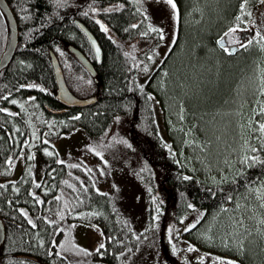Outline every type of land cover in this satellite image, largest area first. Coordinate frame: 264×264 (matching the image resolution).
Returning a JSON list of instances; mask_svg holds the SVG:
<instances>
[{
	"label": "trees",
	"instance_id": "trees-1",
	"mask_svg": "<svg viewBox=\"0 0 264 264\" xmlns=\"http://www.w3.org/2000/svg\"><path fill=\"white\" fill-rule=\"evenodd\" d=\"M6 1L16 20L18 45L0 72V175L26 146H34L42 159V180L35 182L28 160L18 179L0 183V218L5 227L0 264H81L78 247L72 246L66 229L74 220L95 223L102 230L103 247L88 253L91 260L129 264L155 224L162 247V239L186 212L198 209L205 215L264 178V136H249L242 106L240 114L233 110L240 97H246L248 91L242 95V89L255 74L259 78L256 83H264V51L254 41L242 44L236 52L217 44L218 37L231 30L237 20L241 0H174L175 39L145 80L142 77L150 46L132 50L127 45L150 35L159 36L158 31L150 30L156 28L136 0ZM260 1L242 0V6ZM76 20L96 37L102 50L100 61ZM6 38L7 25L0 11V54ZM69 43L93 63L97 82L67 49ZM50 51L59 62L67 58L70 68L81 69L91 78L94 103L65 107L58 101ZM60 65L67 82L68 71ZM159 73L165 74L163 80L156 78ZM152 79L154 87L150 86ZM151 94L161 104L164 135ZM179 107L186 116L183 123L180 117L177 120ZM222 113L229 115L230 125L223 136L211 131L214 119ZM169 117L177 120L181 131L167 128L165 118ZM76 128H82L91 139L111 140L125 152L127 163L135 160L133 174L142 183L147 202L142 229H135L130 213L121 207L115 194L96 189L93 173L85 164L59 160L50 140ZM185 130L198 134L208 152L221 141L223 148L215 151L213 159L222 162L224 158H236V172L219 183L201 178L203 164L196 168L190 160L187 165L181 159ZM200 226L206 227L201 223L197 229ZM259 228L244 232L239 246L216 238L202 242L240 264H264V223ZM170 251L169 245L165 252ZM166 263L174 264L172 258Z\"/></svg>",
	"mask_w": 264,
	"mask_h": 264
},
{
	"label": "rangeland",
	"instance_id": "rangeland-1",
	"mask_svg": "<svg viewBox=\"0 0 264 264\" xmlns=\"http://www.w3.org/2000/svg\"><path fill=\"white\" fill-rule=\"evenodd\" d=\"M136 1L144 9L152 26L159 30V37L150 35L133 42L131 45H127L132 50H140L144 46H150V49H152L149 52L150 59L146 65L147 71L142 77L145 80L160 65L175 39L177 9L174 11L166 0ZM263 7L264 3L261 1L243 5L242 33H238L242 35V43L254 41L260 45L261 50L263 49L262 51H264V40L261 39V37H264ZM239 25H241V21L236 20L232 28L237 29ZM252 28L254 33L248 35L249 30ZM161 34L163 39H161ZM60 63L68 71L67 83L74 90L75 95L80 98L88 96L92 89L91 78L84 75L81 69L70 68L67 58L60 60ZM256 75L242 89V95H245L244 91H248L246 92V97H240V102L237 101L234 104L233 110L240 114L239 106H242L241 110L245 117L243 119L244 129L250 132L249 136L255 133L253 138L258 139L264 136V130L261 129V125H264V83L261 85L256 83L258 80V78H255ZM156 78L163 80L165 74L159 73ZM155 85L156 82L154 83L152 79L150 86L154 87ZM250 87L251 91L249 92ZM151 96L156 119L164 135L166 129L163 122L164 116L161 104L155 94H151ZM176 113H179L177 120L180 117L179 121L183 123L182 121L186 119L183 108L179 107ZM225 114L227 113H222L223 116L219 115L220 117L214 119V126L211 127L212 133L219 131L221 136L227 135L226 132L230 129V125L228 123L229 115L224 116ZM177 120L174 121V118L170 119V117L165 118L167 128L174 127L181 131L182 126ZM246 121H248V126ZM237 123L238 121L236 120ZM219 125L221 126L218 127ZM195 131L197 132V130ZM182 133L181 159L187 165L189 163L188 160H190L191 163L195 164L196 168L203 164L204 168H200L201 178L210 183H219L223 180H228L236 172L235 169L236 167L238 168L236 158H224L222 162L213 159V156L217 153L215 151L218 148L220 150L223 148L221 141L220 144L214 145L211 151L213 153L210 154L211 152H208L202 146L203 142L198 138V134L193 135L190 130H185ZM50 142L55 148L60 161L70 164L77 162L85 164L93 173L92 177L95 180L96 189L100 192H111L116 195L121 207L130 213L129 215L137 231L144 227L147 219V202L145 189L139 178L133 174V168L136 164L135 160L127 163L124 156L125 152H121L122 149H117L116 144H112L111 140L106 143L105 139H91L82 128H76L70 132H62L52 138ZM127 145L129 146V144ZM121 146L125 147L126 144H121ZM250 146L249 144L247 145V147ZM205 155L209 156L206 157ZM29 157L32 158L30 159ZM209 159L211 162L205 167ZM28 160L35 182H40L42 180V159L36 147L26 146L22 154L9 162L5 172L0 175V183L18 179L25 170ZM219 163L223 164L220 165ZM199 222L200 224L204 223L206 227L200 226L197 229L200 225ZM263 223L264 178L260 179L253 187L237 193L231 201L222 204L219 208L207 211L205 215L203 211L198 209L186 212L180 223L170 228L169 233L162 239L164 244L162 247H159L161 239L159 232L156 231L157 224H155L144 241L143 247L136 256L130 259L129 264H167L166 262L170 258L173 259L174 264H225L228 261H231L232 264H240L234 257L220 254L219 250L212 249L209 244L205 246L202 241L210 242L216 238L227 244L239 246V241H242L244 232L254 229L258 230ZM191 225L195 226L190 227ZM66 229H69V235L71 241H73L72 246L78 247V256L82 258L81 264H106L101 260L93 261L89 256L91 252L97 250L101 244H104V235L97 224L74 220L66 226ZM185 229L188 230L186 231ZM196 235L198 238H192V236ZM169 245L171 251L167 254L165 248ZM190 248L192 250H189Z\"/></svg>",
	"mask_w": 264,
	"mask_h": 264
},
{
	"label": "water",
	"instance_id": "water-1",
	"mask_svg": "<svg viewBox=\"0 0 264 264\" xmlns=\"http://www.w3.org/2000/svg\"><path fill=\"white\" fill-rule=\"evenodd\" d=\"M0 11L2 12L6 23H7V38L5 42V47L0 54V72L4 68L7 67L9 62L11 61L16 47H17V41H18V31H17V24L14 17V14L12 13L8 3L6 0H0ZM79 29L86 35L88 38L92 49L95 52L97 61L101 59L102 50L100 46L98 45L97 41L95 40L94 36L92 35V32L82 23L77 22ZM103 28H105V25H102ZM237 33V31L227 32L226 34L218 37L217 44L220 47H228L230 52H234L238 48V46L244 44V43H236L232 44V38H237L234 36V34ZM232 37V38H231ZM243 39V38H242ZM238 39H235L237 41ZM227 44H232L231 46H227ZM69 51L74 55L76 60L82 64V66L86 69V71L93 77L94 81L97 82L96 78V70L93 66V63L88 59V57L78 48H76L73 45L68 46ZM98 50V51H97ZM51 57V63L54 70V76L56 79V92H57V99L58 101L64 105L65 107H71V106H85L92 104L96 101L95 95H89L83 98H80L76 96L67 86L63 70L59 64L58 58L54 53H50ZM5 238V227L2 219L0 218V246L3 243Z\"/></svg>",
	"mask_w": 264,
	"mask_h": 264
},
{
	"label": "bare ground",
	"instance_id": "bare-ground-1",
	"mask_svg": "<svg viewBox=\"0 0 264 264\" xmlns=\"http://www.w3.org/2000/svg\"><path fill=\"white\" fill-rule=\"evenodd\" d=\"M10 7V6H9ZM253 7V6H252ZM264 8V7H263ZM11 9V8H10ZM241 9V8H240ZM245 9V8H244ZM263 10V9H262ZM11 11H12V9H11ZM247 12V11H246ZM260 12V11H259ZM12 13H13V11H12ZM242 14V13H241ZM255 14V13H254ZM3 18H4V16H3ZM256 18V17H255ZM259 18V17H258ZM5 19V18H4ZM248 19V18H247ZM5 22H6V20H5ZM77 22H80V21H78V20H76V23ZM81 23V22H80ZM243 23V22H242ZM83 24V23H82ZM6 25H7V23H6ZM78 25V24H77ZM84 25V24H83ZM105 29H106V27H105ZM264 30V29H263ZM258 31V30H257ZM259 32V31H258ZM85 35V34H84ZM92 35L94 36V34L92 33ZM85 37H86V35H85ZM87 38V37H86ZM94 38H95V40L97 41V39H96V37L94 36ZM259 39V38H258ZM87 40H88V38H87ZM88 42H89V40H88ZM97 43H98V41H97ZM89 44H90V42H89ZM17 45H18V41H17ZM69 45H73V46H75L74 44H72V43H69L68 45H67V47L69 46ZM98 45H99V43H98ZM90 46H91V44H90ZM100 46V45H99ZM253 46V45H252ZM5 47V46H4ZM76 47V46H75ZM258 47V46H257ZM17 48V47H16ZM76 48H78V47H76ZM213 48V47H212ZM4 49V48H3ZM68 50H69V48H67ZM79 49V48H78ZM91 49H92V47H91ZM80 50V49H79ZM126 50H127V48H126ZM134 50V49H133ZM152 50V49H151ZM263 50V49H262ZM3 51V50H2ZM92 51H93V54L95 55V52H94V50L92 49ZM54 53V51H50V53ZM128 52V51H127ZM136 52V51H135ZM152 52V51H151ZM218 52V51H217ZM2 53V52H1ZM134 53V52H133ZM145 53V52H144ZM131 54V53H130ZM235 54V53H234ZM238 55V54H237ZM229 56V55H228ZM57 57V56H56ZM95 57H96V55H95ZM101 57H102V54H101ZM58 58V57H57ZM240 58V57H239ZM97 59V58H96ZM101 60V59H100ZM99 60V61H100ZM58 61H59V59H58ZM59 64H60V62H59ZM82 65V64H81ZM61 66V65H60ZM240 66V65H239ZM52 68H53V66H52ZM61 68H62V66H61ZM85 69V68H84ZM86 70V69H85ZM53 72H54V70H53ZM259 79V78H258ZM56 80V79H55ZM256 80V79H255ZM264 96V95H263ZM254 103V102H253ZM137 147V146H136ZM139 147V146H138ZM151 173V172H150ZM221 173V172H220ZM219 173V174H220ZM198 183V182H197ZM213 183V182H212ZM217 185V184H216ZM213 187V186H212ZM215 188V187H214ZM186 190V189H185ZM201 190V189H200ZM167 193V192H166ZM162 194V193H161ZM188 194V193H187ZM191 195V194H190ZM204 195V194H203ZM188 196H189V194H188ZM205 196V195H204ZM157 198V197H156ZM159 198V197H158ZM157 198V199H158ZM162 198H164V197H162ZM169 198V197H168ZM190 200V199H189ZM163 202V201H162ZM183 203V202H182ZM154 204V203H153ZM159 204V203H158ZM162 204H165V203H162ZM185 204V203H184ZM187 204H189V203H187ZM151 205V204H150ZM170 205V204H169ZM180 206H182V204L180 205ZM153 207V206H152ZM158 208H160V207H158ZM166 208V207H165ZM152 209V208H151ZM180 209V208H179ZM165 210V209H164ZM168 210H169V208H168ZM175 210V209H174ZM186 210V209H185ZM148 213V212H147ZM163 213V212H162ZM151 214V213H150ZM149 217H151L150 215H149ZM152 219V218H151ZM198 220V219H197ZM128 223V222H127ZM121 230V229H120ZM122 232V231H121Z\"/></svg>",
	"mask_w": 264,
	"mask_h": 264
},
{
	"label": "snow or ice",
	"instance_id": "snow-or-ice-1",
	"mask_svg": "<svg viewBox=\"0 0 264 264\" xmlns=\"http://www.w3.org/2000/svg\"><path fill=\"white\" fill-rule=\"evenodd\" d=\"M166 2L172 7V9L175 11V9H176V4L174 3V0H166ZM261 2L262 3H264V0H261ZM243 7V6H242ZM237 19L239 20L240 18L239 17H237ZM103 27V26H102ZM133 27H135V25L133 26ZM150 30L151 31H159L158 29H151L150 28ZM161 39H163V35L161 34ZM261 39L262 40H264V37H261ZM98 51V50H97ZM145 71H147V67H145V69H144ZM13 103H15V101H12ZM77 119L79 118V117H76ZM261 129L262 130H264V125H261ZM46 154L47 155H52V153L51 152H46ZM30 159L32 158V157H29ZM73 167H75V165H73ZM186 179H187V177H186ZM37 187H39V185H36ZM0 187H2V185H0ZM31 222V221H30ZM195 225H191L190 227H194ZM186 231L188 230V229H185ZM100 247L102 248L103 247V244H101L100 245ZM189 250H192L191 248L189 249ZM225 264H232V262L231 261H228V262H225Z\"/></svg>",
	"mask_w": 264,
	"mask_h": 264
},
{
	"label": "flooded vegetation",
	"instance_id": "flooded-vegetation-1",
	"mask_svg": "<svg viewBox=\"0 0 264 264\" xmlns=\"http://www.w3.org/2000/svg\"><path fill=\"white\" fill-rule=\"evenodd\" d=\"M240 11H239V13H238V15H237V17H239L240 19V21H241V25H239V28L241 29V27H242V0L240 1ZM237 17H236V19H237ZM238 20V19H237ZM240 33H242V29L239 31ZM239 32H237V33H235L234 34V36H236ZM253 30L251 29V30H249V32H248V35H250V34H253ZM235 39H238L237 40V42H242V35H237V38L235 37ZM230 40H232V44L233 43H235L236 41H234V38H232V39H230ZM239 43V44H240ZM232 44H227V46H231ZM239 47H241L242 48V46H238V48L234 51V52H236L238 49H239ZM225 49H228V47H224ZM229 50V49H228ZM230 51V50H229ZM239 51V50H238Z\"/></svg>",
	"mask_w": 264,
	"mask_h": 264
}]
</instances>
